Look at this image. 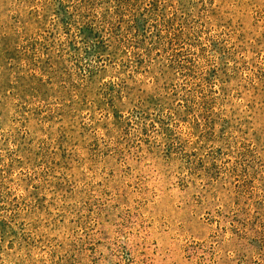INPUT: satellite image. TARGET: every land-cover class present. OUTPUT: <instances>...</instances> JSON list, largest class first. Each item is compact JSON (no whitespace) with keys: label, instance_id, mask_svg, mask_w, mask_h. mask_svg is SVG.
Here are the masks:
<instances>
[{"label":"rangeland","instance_id":"rangeland-1","mask_svg":"<svg viewBox=\"0 0 264 264\" xmlns=\"http://www.w3.org/2000/svg\"><path fill=\"white\" fill-rule=\"evenodd\" d=\"M0 264H264V0H0Z\"/></svg>","mask_w":264,"mask_h":264}]
</instances>
